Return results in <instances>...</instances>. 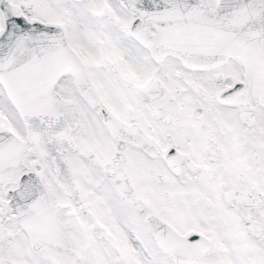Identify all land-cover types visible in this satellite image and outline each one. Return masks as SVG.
I'll list each match as a JSON object with an SVG mask.
<instances>
[{
  "label": "snow or ice",
  "instance_id": "1",
  "mask_svg": "<svg viewBox=\"0 0 264 264\" xmlns=\"http://www.w3.org/2000/svg\"><path fill=\"white\" fill-rule=\"evenodd\" d=\"M0 264H264V0H0Z\"/></svg>",
  "mask_w": 264,
  "mask_h": 264
}]
</instances>
